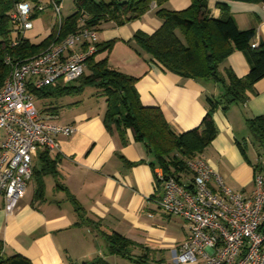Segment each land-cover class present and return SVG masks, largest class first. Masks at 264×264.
<instances>
[{"label": "crops", "instance_id": "1", "mask_svg": "<svg viewBox=\"0 0 264 264\" xmlns=\"http://www.w3.org/2000/svg\"><path fill=\"white\" fill-rule=\"evenodd\" d=\"M58 1L59 16L47 0H37L43 9L32 18V28L21 34L24 39L39 44L61 19L71 14L63 17L65 0ZM220 1L226 2L239 29H256L254 46L264 40V4L208 0L209 16L221 15L216 5ZM72 3L75 10L73 0ZM189 5L190 0H167L162 6L179 11ZM156 9V4H151L140 17L123 23L114 19L99 23L98 42L112 45L95 58L106 56L110 67L136 77L140 102L159 107L170 128L180 133L199 125L206 112V98L218 99L223 89L210 78L171 72L133 47L135 32L152 34L161 26ZM17 36L16 31L12 32L14 40ZM249 68L245 54L237 50L217 66L219 72L230 69L238 77L246 75ZM89 87L92 86L57 97L58 102L65 98L67 101L51 107L55 108L57 123L75 127L70 135L58 134L57 150L48 151L51 157L58 156L56 173L41 174L36 153L25 193L11 213L4 210L0 195V254H19L32 264H83L97 259L107 264H139L136 258L147 252L150 264H170L173 250L187 237V225L181 217L158 206L163 188L155 176L160 168L151 167L152 155L142 142L134 140L131 129L123 134L124 144L116 131L108 132L103 123L106 97L99 94V89ZM38 111L50 112L45 107ZM255 116H264V78L255 83L246 103L216 109V136L201 154L227 187L244 196L253 191V163L258 149L245 118ZM40 182L43 189L38 196ZM210 185L215 187L213 179ZM113 232L133 242L131 258L109 251L106 238Z\"/></svg>", "mask_w": 264, "mask_h": 264}, {"label": "trees", "instance_id": "2", "mask_svg": "<svg viewBox=\"0 0 264 264\" xmlns=\"http://www.w3.org/2000/svg\"><path fill=\"white\" fill-rule=\"evenodd\" d=\"M19 1L22 0H0V88L10 71L5 62L7 56L13 60L30 58L39 54L50 42L58 41L84 25L96 30L99 23L108 19L123 23L140 17L152 3L156 4L155 13L162 20L161 26L152 34L135 32L133 47L178 75L210 78L220 84L222 94L218 99L206 98V112L198 126L176 133L168 125L159 107L143 105L135 89L136 77L110 67L106 56L95 58L98 53L109 51L111 42L96 44V52L86 62L88 73L83 72L76 80L77 84L70 82L46 86L31 92L38 98H57L80 93L85 86L99 89V94L106 97L103 123L108 132L116 131L124 144L123 134L127 128L131 129L134 140L142 142L152 155L151 167L160 168L164 178L172 176L180 184L184 178L192 177L186 161L196 156L202 157L203 150L216 136L213 118L216 109L221 106L226 110L231 104L246 103L249 93L254 92L255 83L264 78V40L254 46L256 29H239L223 1L216 3L221 15L212 17L209 16L208 0H190V5L179 11L163 7L167 0H73L75 10L61 19L50 35L39 44L24 39L10 18L14 4ZM32 1L37 3V0ZM235 1L264 4V0ZM37 13L34 12L31 19ZM14 31L18 35L15 40L12 38ZM232 50L243 52L249 62V71L242 77L236 76L230 69H225L223 73L217 70L218 64ZM47 110L50 111L47 113L55 114V108L48 107ZM245 125L253 144L259 149L256 156L260 153L264 155V116L246 117ZM240 148L243 150L242 146ZM37 154L40 158V173L55 174L58 156L51 157L46 149L39 150ZM262 169L260 161L255 160L254 172ZM155 181L162 183L158 176H155ZM42 189L40 182L36 191L38 196ZM106 241L111 253L131 258L132 241L116 232L108 235ZM148 255L144 252L136 261L139 264H150ZM0 264L32 263L19 254H0ZM83 264L107 262L97 259Z\"/></svg>", "mask_w": 264, "mask_h": 264}, {"label": "built area", "instance_id": "3", "mask_svg": "<svg viewBox=\"0 0 264 264\" xmlns=\"http://www.w3.org/2000/svg\"><path fill=\"white\" fill-rule=\"evenodd\" d=\"M47 1L59 16L60 2ZM42 9L32 0L15 3L10 18L17 32L31 29V15ZM98 41L97 31L84 25L35 56L6 57L10 71L0 88V195L7 213L25 193L33 156L42 149L57 150L56 136L75 130L73 125L57 123L55 114L40 113L31 90L77 80ZM255 160L263 169L254 172L250 196L227 187L200 156L186 161L192 177L181 184L172 176L164 178L161 170L157 173L163 188L158 206L181 217L188 228L185 241L173 250V264H264V155ZM212 179L215 187L210 185Z\"/></svg>", "mask_w": 264, "mask_h": 264}, {"label": "rangeland", "instance_id": "4", "mask_svg": "<svg viewBox=\"0 0 264 264\" xmlns=\"http://www.w3.org/2000/svg\"><path fill=\"white\" fill-rule=\"evenodd\" d=\"M73 3L71 4V0H65V5H64V10L62 11V15L63 17H65L66 15H68V13H72L73 12V7H72ZM68 6H70V10H67L68 9ZM51 44V42L44 48L42 49L40 52H42L43 50H45L49 45ZM75 84L78 83V81H73ZM86 87V86H85ZM90 89H92V87H89ZM87 89V92L90 90V89ZM67 98L63 99V100H60L58 102V100L56 98H54V100L52 99H44V98H38L36 96H34V106L37 110H41L43 109L44 107L45 108H48V107H55V106H60L59 104H63L65 103L67 100ZM255 158V156H254ZM188 179H190L188 177ZM171 260H169V263L172 264V262H170ZM160 264V262L158 263Z\"/></svg>", "mask_w": 264, "mask_h": 264}]
</instances>
